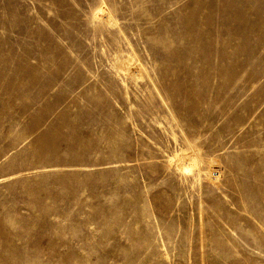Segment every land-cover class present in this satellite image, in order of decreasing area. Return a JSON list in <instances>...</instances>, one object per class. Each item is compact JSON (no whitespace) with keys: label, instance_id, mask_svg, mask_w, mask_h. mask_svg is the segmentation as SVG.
Returning a JSON list of instances; mask_svg holds the SVG:
<instances>
[{"label":"rangeland","instance_id":"obj_1","mask_svg":"<svg viewBox=\"0 0 264 264\" xmlns=\"http://www.w3.org/2000/svg\"><path fill=\"white\" fill-rule=\"evenodd\" d=\"M0 264H264V0H0Z\"/></svg>","mask_w":264,"mask_h":264},{"label":"bare ground","instance_id":"obj_2","mask_svg":"<svg viewBox=\"0 0 264 264\" xmlns=\"http://www.w3.org/2000/svg\"><path fill=\"white\" fill-rule=\"evenodd\" d=\"M123 63H125V66H127V65H130L131 66V70L133 71V72H135L136 73V76L138 77V76H140V75H142L143 74V68L141 67V62L139 61H137V59L132 55V54H128L127 55V58H125L124 60H123ZM124 69L125 70H127L126 69V67H124ZM146 70V69H145ZM140 79V78H139ZM194 154H191V155H188L187 153H186V157H184L183 159H182V162H183V164L185 165L186 163L188 164V165H190V167L189 168H187V166L184 168L185 170H187V169H194V168H200V161H199V159H198V157L197 156H194V157H192Z\"/></svg>","mask_w":264,"mask_h":264}]
</instances>
